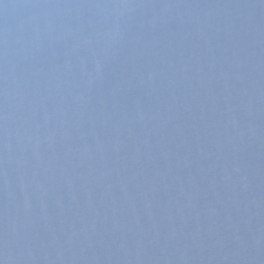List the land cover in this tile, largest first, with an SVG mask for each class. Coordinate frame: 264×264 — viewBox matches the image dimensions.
I'll return each mask as SVG.
<instances>
[{"label": "water", "instance_id": "water-1", "mask_svg": "<svg viewBox=\"0 0 264 264\" xmlns=\"http://www.w3.org/2000/svg\"><path fill=\"white\" fill-rule=\"evenodd\" d=\"M0 264H264V0H0Z\"/></svg>", "mask_w": 264, "mask_h": 264}]
</instances>
